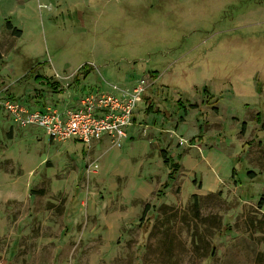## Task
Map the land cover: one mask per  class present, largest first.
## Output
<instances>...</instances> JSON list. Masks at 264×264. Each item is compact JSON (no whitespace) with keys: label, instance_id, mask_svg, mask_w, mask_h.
<instances>
[{"label":"rangeland","instance_id":"rangeland-1","mask_svg":"<svg viewBox=\"0 0 264 264\" xmlns=\"http://www.w3.org/2000/svg\"><path fill=\"white\" fill-rule=\"evenodd\" d=\"M139 82L154 108L121 146L0 109V264H264V0H0L2 98L63 109ZM162 149L182 166L158 194Z\"/></svg>","mask_w":264,"mask_h":264},{"label":"built area","instance_id":"built-area-1","mask_svg":"<svg viewBox=\"0 0 264 264\" xmlns=\"http://www.w3.org/2000/svg\"><path fill=\"white\" fill-rule=\"evenodd\" d=\"M144 93L145 87L139 82L131 89L91 92L77 99L76 105L63 109L50 105L28 107L21 100L0 96V109L19 126L42 127L52 140L90 143L107 136L121 146Z\"/></svg>","mask_w":264,"mask_h":264},{"label":"trees","instance_id":"trees-1","mask_svg":"<svg viewBox=\"0 0 264 264\" xmlns=\"http://www.w3.org/2000/svg\"><path fill=\"white\" fill-rule=\"evenodd\" d=\"M6 27L9 30H11L12 33L15 36L20 37L22 35V30L19 29V28H17L16 26H14L10 20H7ZM33 70L34 69L32 67L29 69L30 72L33 71ZM49 78H50V76H47V75H45L43 73H36L34 75V79L36 81L45 83L44 85H49L50 86V79ZM144 98H145L144 99L145 100V104L147 106L146 107V111L153 110L154 105L152 104V102H150V98H147V99H146V97H144ZM189 105H190V108L198 107L197 104H190L189 103ZM36 106H38V105H36ZM182 106H184V109H185L184 112H186V106L183 105V104H182ZM157 110L160 111L158 108L156 109V111ZM179 120L184 121L183 116H180L179 117ZM245 126H246V124H245V122H243L242 123V129H241V131H243L245 129ZM261 128H264L263 124H261ZM199 139H200V135L197 134L196 136H194L193 138H191V141L192 142H196ZM160 154H161V157L163 159L164 164L167 165L169 167V170H170L169 173H168V176H167V180L162 183L161 189L158 190V194L160 192L163 194V193H165L164 190L170 185V181L176 179V176H177V173L180 170L181 164H180L179 161H177L176 159H174V157L172 155H169L167 153V150H165V149H162L161 152H160ZM247 173H248V176L249 177H252V178H255L257 176L256 172H254V171L248 170ZM233 175H235V169H234ZM39 193H44V191L41 190V191H39ZM192 196L194 198H197L198 194H193ZM259 203H260V205H262L264 203L263 198H261L259 200ZM152 206H154V205H151L149 202H147L145 204L144 209H143L142 216H141L139 222L137 223V225L139 227H146L147 228V226L149 225L148 223L151 222V216H149L148 214H149V211L152 208ZM163 207L165 208V207H167V205L164 204ZM194 207L196 209H198V206H197V202L196 201H194ZM212 254H215V251H213Z\"/></svg>","mask_w":264,"mask_h":264},{"label":"crops","instance_id":"crops-1","mask_svg":"<svg viewBox=\"0 0 264 264\" xmlns=\"http://www.w3.org/2000/svg\"><path fill=\"white\" fill-rule=\"evenodd\" d=\"M144 100V98L142 99V101ZM141 101V102H142ZM145 102V101H144ZM138 108V107H137ZM136 113H137V110L135 111V114H134V123L132 124V125H134V124H136L137 123V117H136ZM131 125V126H132ZM127 136H128V134H127ZM101 138V137H100ZM70 140H75V139H70ZM76 141V140H75ZM77 141H79V140H77ZM182 166V165H181ZM152 193L154 192V191H151ZM193 194H197L196 192H193Z\"/></svg>","mask_w":264,"mask_h":264}]
</instances>
